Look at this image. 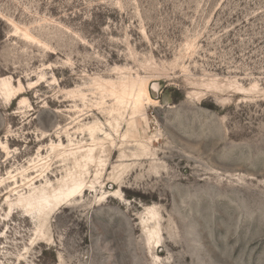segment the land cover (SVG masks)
<instances>
[{"label": "rangeland", "instance_id": "rangeland-1", "mask_svg": "<svg viewBox=\"0 0 264 264\" xmlns=\"http://www.w3.org/2000/svg\"><path fill=\"white\" fill-rule=\"evenodd\" d=\"M0 264H264V0H0Z\"/></svg>", "mask_w": 264, "mask_h": 264}, {"label": "bare ground", "instance_id": "bare-ground-1", "mask_svg": "<svg viewBox=\"0 0 264 264\" xmlns=\"http://www.w3.org/2000/svg\"><path fill=\"white\" fill-rule=\"evenodd\" d=\"M125 79V78H124ZM125 82V81H124ZM133 83V82H132ZM119 86H120V83L118 82ZM129 84V83H127ZM126 84V85H127ZM106 85V84H105ZM109 86V83L108 85ZM115 86V85H114ZM118 86V85H117ZM114 87L113 89L111 88V90L109 91L110 93V96L112 95V97H114V101L116 104V106L118 107V110H120V113H123L125 112L127 109L133 111L134 113L136 112H139L142 108H143V103L144 101H146V104L149 103V104H153L155 105L157 102L152 100V98L149 96L148 94V91H147V87L145 86V84H143L141 86V88L137 91V93L135 95L132 96L131 94V91L133 90V86L131 85V91L128 90V88L126 86H123L121 85V89L120 91H116ZM113 87V86H112ZM138 87V86H137ZM101 88V87H100ZM107 88V87H106ZM109 88V89H110ZM119 88V87H118ZM103 89V88H102ZM136 89V88H135ZM107 92V91H106ZM109 97V95H107ZM114 107V106H113ZM122 111V112H121ZM130 111V112H131ZM141 112V111H140ZM126 113V112H125ZM124 113V114H125ZM141 114V113H140ZM112 115V113L110 114ZM144 115V114H143ZM119 116V114H118ZM121 116V115H120ZM132 117H134L132 115ZM117 119V118H116ZM124 119V118H123ZM134 119V118H133ZM132 119V120H133ZM123 121V120H122ZM117 122V121H116ZM116 122H115V125H116ZM130 122V121H129ZM128 124V123H127ZM130 124V123H129ZM132 125V124H131ZM114 126H111V128H113ZM117 128H119L118 126V122H117V125H116ZM132 127V126H131ZM98 129V128H96ZM132 129V128H131ZM95 131V129H92ZM99 131V130H97ZM118 131V130H116ZM115 131V132H116ZM95 132L91 131V133H89V135L91 134V136H94ZM99 133H102V132H99ZM100 135V134H99ZM107 135H105L106 137ZM110 137V136H109ZM91 138V137H90ZM94 139H96V137H94ZM151 139V138H150ZM95 150V148L93 149V151ZM94 154V153H93ZM92 150H88L86 155H84L81 160L83 161V164L80 165L79 162L75 163L77 166H78V169L79 170H82L83 168H86L87 165H89L88 163L92 162L93 158H92ZM80 160V162H81ZM130 161V160H129ZM94 162V161H93ZM84 171V170H82ZM79 174V173H78ZM81 175V173H80ZM85 175V174H84ZM82 178V177H81ZM81 178L80 177H72L70 176L69 177V186L67 187H63L60 191H58V193L55 195L56 196V203L57 202H69L71 200H73L74 198L78 197V193L83 185L82 181H81ZM82 193V192H81ZM116 193H109L108 194V198H116ZM51 196V195H50ZM50 202L45 200V199H42V200H39L37 204L33 205V204H30L32 210L33 208L34 209H40V208H46L47 205L49 204ZM60 204V203H59ZM57 206V205H56Z\"/></svg>", "mask_w": 264, "mask_h": 264}, {"label": "water", "instance_id": "water-1", "mask_svg": "<svg viewBox=\"0 0 264 264\" xmlns=\"http://www.w3.org/2000/svg\"><path fill=\"white\" fill-rule=\"evenodd\" d=\"M150 95L153 99L157 98V88L155 86L150 87Z\"/></svg>", "mask_w": 264, "mask_h": 264}]
</instances>
